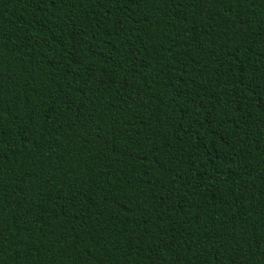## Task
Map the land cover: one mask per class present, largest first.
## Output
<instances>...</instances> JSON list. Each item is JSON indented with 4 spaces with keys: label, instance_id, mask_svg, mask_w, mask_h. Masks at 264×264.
Returning <instances> with one entry per match:
<instances>
[{
    "label": "trees",
    "instance_id": "obj_1",
    "mask_svg": "<svg viewBox=\"0 0 264 264\" xmlns=\"http://www.w3.org/2000/svg\"><path fill=\"white\" fill-rule=\"evenodd\" d=\"M0 264H264V0H0Z\"/></svg>",
    "mask_w": 264,
    "mask_h": 264
}]
</instances>
